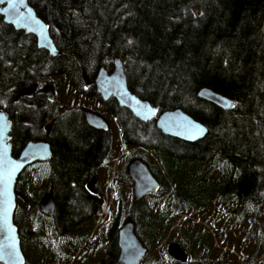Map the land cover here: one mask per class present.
<instances>
[{"label": "trees", "instance_id": "16d2710c", "mask_svg": "<svg viewBox=\"0 0 264 264\" xmlns=\"http://www.w3.org/2000/svg\"><path fill=\"white\" fill-rule=\"evenodd\" d=\"M27 2L49 27L60 56L52 58L38 50L33 36L15 31L0 17V110L8 112L12 124L14 157L27 142L43 140L44 128L50 125L47 140L52 160L45 193L52 190L54 220L42 216L50 233L60 238L78 232L85 222L97 220L103 197L86 187L112 146L111 133L89 127L82 108H64L41 94V86L56 77L65 78L73 90L97 102L115 120L127 151L141 149L155 159L191 160L210 168L218 164L230 175L225 186L233 188L232 198L227 195V200L240 205L262 203L264 0ZM115 56L125 66L132 94L156 108L158 114L173 110L186 113L206 127L204 139L188 144L166 137L154 121L140 122L114 99L102 101L94 86L86 89L82 73L93 80L100 68L110 72ZM34 84L38 87L32 98L13 101L20 89ZM204 88L233 101L234 109L222 111L198 99V91ZM144 158L140 160L146 164ZM150 163V172L162 182L158 165ZM15 194L18 204L19 192ZM133 206L128 207L126 216L119 199L116 213L109 216L114 217L105 247L110 264H116L119 254L121 223L126 218L135 223ZM21 230L32 233L27 222ZM151 235H146V244ZM186 264L215 263L205 258Z\"/></svg>", "mask_w": 264, "mask_h": 264}, {"label": "rangeland", "instance_id": "374dc122", "mask_svg": "<svg viewBox=\"0 0 264 264\" xmlns=\"http://www.w3.org/2000/svg\"><path fill=\"white\" fill-rule=\"evenodd\" d=\"M46 84L54 86L55 100L60 106L91 111L109 125L112 146L97 171L94 186L95 193L99 191L105 200L107 212L101 220L98 216V221L85 222L70 240L53 236L38 210L47 186L49 164L35 163L28 167L15 187L19 201L14 213L18 232L26 222L32 231L19 232L25 264H101V261L107 264L105 247L114 224V217L109 216L116 213L119 199L126 216L128 207L134 205L135 234L147 249L140 264H172L166 253L172 244H178L191 261L206 258L215 264H248L251 260L252 264H264V200L258 205L227 200L233 189L225 186L230 175L218 164L210 168L191 160L155 159L141 149L127 151L121 144L117 123L97 102L77 93L63 77L47 80L41 88ZM134 158H144L146 165L148 161L155 162L163 177L159 181L160 191L138 202L132 200V186L125 174L126 166ZM148 232L152 235L146 244Z\"/></svg>", "mask_w": 264, "mask_h": 264}, {"label": "water", "instance_id": "95a60500", "mask_svg": "<svg viewBox=\"0 0 264 264\" xmlns=\"http://www.w3.org/2000/svg\"><path fill=\"white\" fill-rule=\"evenodd\" d=\"M0 17H2L4 24L11 26L15 31L33 36L38 50L47 52L52 58L60 56L50 38L49 27L37 17L27 0H2L0 2ZM82 79L86 89L91 85L95 87L96 93L102 101L114 99L120 108L128 110L140 122L146 123L154 120L156 129L166 137L195 144L203 140L207 134L205 126L181 110L158 114L156 108L132 94L127 87L125 66L118 56L112 59V71L110 73L106 69L100 68L92 81L84 72ZM37 87L34 84L20 89L13 101L32 98ZM41 94L49 102L55 101L53 85L46 84L41 89ZM197 98L222 111L230 112L234 109L233 101L209 89L199 90ZM83 114L89 127L108 132V124L98 114L88 110H84ZM11 128L12 124L8 112L0 110V264H25L19 232L14 224L15 187L26 168L35 163H45L52 160V153L47 140L29 141L14 157L10 137ZM46 132L48 137L49 127H46ZM126 174L132 182L133 202H138L146 196H155L159 191L158 181L139 158H134L128 163ZM95 180L93 177L88 182L86 188L89 192H93ZM38 210L44 216L53 215L55 203L51 189L39 202ZM117 245L119 254L116 264H140L147 253V249L135 234L134 222L130 218L125 220L119 230ZM166 253L175 263L186 264L189 261L187 253L178 244L169 245Z\"/></svg>", "mask_w": 264, "mask_h": 264}, {"label": "flooded vegetation", "instance_id": "af4514ba", "mask_svg": "<svg viewBox=\"0 0 264 264\" xmlns=\"http://www.w3.org/2000/svg\"><path fill=\"white\" fill-rule=\"evenodd\" d=\"M111 72V71H110ZM109 72V73H110ZM96 76V75H95ZM95 78V77H94ZM90 80V79H89ZM90 81H92V80H90ZM91 86H93V85H91ZM90 86V87H91ZM89 87V88H90ZM88 88V89H89ZM95 88V87H94ZM95 92H96V90H95ZM97 94V93H96ZM99 96V95H98ZM116 102V101H115ZM118 105V104H117ZM84 110L85 109H83V112H84ZM96 114V113H95ZM84 115V114H83ZM100 116V115H99ZM101 117V116H100ZM85 118V117H84ZM114 120V119H113ZM105 121V120H104ZM115 121V120H114ZM154 121V120H153ZM106 122V121H105ZM150 122H152V121H150ZM107 123V122H106ZM154 123H155V121H154ZM108 124V123H107ZM46 127H49V134H50V125H48V126H46ZM46 127L44 128V132H45V137H44V139L43 140H47V138L49 137V134H48V137L46 136ZM108 128H109V125H108ZM156 128V127H155ZM108 132H110V128L108 129ZM43 140H41V141H43ZM35 142H38V141H35ZM132 150H135V149H132ZM128 151H130V150H128ZM132 160V159H131ZM50 162H51V160L50 161H47V162H45V163H48L49 164V168H50ZM34 165V164H33ZM32 166V165H31ZM126 168H127V166H126ZM125 174H126V169H125ZM126 176H127V174H126ZM95 179H96V177H95ZM95 182H96V180H95ZM128 182H130V184H131V186H132V182L129 180V178L127 177V183ZM159 182V181H158ZM95 186V185H94ZM160 188H161V186H160V183H159V191H160ZM95 191V190H94ZM158 191V192H159ZM157 192V193H158ZM152 197V196H151ZM53 215H54V213H53ZM45 216L46 217V219L47 220H49V221H53L54 220V216ZM50 234H52L53 236H55V237H57V235L56 234H54V233H50ZM76 235H78V232H75V233H70V234H65V235H63L62 237H60L62 240H70V239H72V236H76ZM67 246V245H66ZM65 246V247H66ZM51 250H52V248H50ZM107 257V256H106ZM108 262H107V264H110V260H109V258H108V260H107ZM101 264H104V262L103 261H101Z\"/></svg>", "mask_w": 264, "mask_h": 264}, {"label": "built area", "instance_id": "2783aa9c", "mask_svg": "<svg viewBox=\"0 0 264 264\" xmlns=\"http://www.w3.org/2000/svg\"><path fill=\"white\" fill-rule=\"evenodd\" d=\"M105 208H106V202L104 203V207H103V209H102V214H101V216L99 217L100 218V220H101V218L104 216V213H105V215H106V210H105Z\"/></svg>", "mask_w": 264, "mask_h": 264}, {"label": "snow or ice", "instance_id": "6c2138e0", "mask_svg": "<svg viewBox=\"0 0 264 264\" xmlns=\"http://www.w3.org/2000/svg\"><path fill=\"white\" fill-rule=\"evenodd\" d=\"M0 2H2V0H0Z\"/></svg>", "mask_w": 264, "mask_h": 264}, {"label": "bare ground", "instance_id": "6f19581e", "mask_svg": "<svg viewBox=\"0 0 264 264\" xmlns=\"http://www.w3.org/2000/svg\"><path fill=\"white\" fill-rule=\"evenodd\" d=\"M112 71V70H111ZM48 141V140H47Z\"/></svg>", "mask_w": 264, "mask_h": 264}]
</instances>
